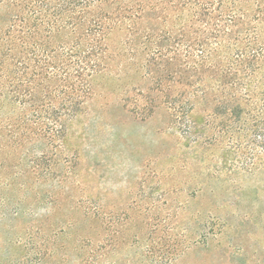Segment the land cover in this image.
<instances>
[{
    "label": "rangeland",
    "instance_id": "1",
    "mask_svg": "<svg viewBox=\"0 0 264 264\" xmlns=\"http://www.w3.org/2000/svg\"><path fill=\"white\" fill-rule=\"evenodd\" d=\"M23 2L0 0V264H264V0Z\"/></svg>",
    "mask_w": 264,
    "mask_h": 264
},
{
    "label": "trees",
    "instance_id": "2",
    "mask_svg": "<svg viewBox=\"0 0 264 264\" xmlns=\"http://www.w3.org/2000/svg\"><path fill=\"white\" fill-rule=\"evenodd\" d=\"M23 1H24L23 3L24 4H27V5H23V3H20V6H22V9L20 11L21 14H23L24 11L28 10L29 7L32 9V14H37V13H43V12L49 11L48 8H45V7L48 6V3H50V4L52 3L53 4V1L54 0H23ZM14 2H15V0H14ZM26 13H27V11H26ZM29 14H31V11L29 12ZM53 14H54V16H59L58 18H61L60 17V13H59L58 10L57 11H53ZM29 18H32V17H29ZM72 20H77V18L76 19L75 18H72ZM20 21H21V23L24 22L22 20H20ZM79 24L80 23H78V26H79ZM34 26L35 25L29 26L27 23H25L23 27H28V30L26 31L27 33L25 32L24 35L26 36L28 34V32L31 31L30 28H33ZM19 37H22V34L20 32H19ZM4 40H6V39L1 38V33H0V45L3 44ZM246 71H248V72L245 74V77H247V76L249 77V76H252L253 75L252 72L249 69H246ZM153 74H155V76H160V74L158 73V71H154ZM76 76H79V70H76ZM167 98H168V96L166 97V99ZM262 98H263L262 99V103L264 105V94H263V97ZM161 103L164 104L163 101H161ZM161 103H159V104H161ZM147 104L152 107L153 104H155V103H154V101L152 99L151 100L149 99L147 101ZM185 115H187V114H185ZM259 144H261V145H257L256 146V145L253 144L254 145V148H258L259 147L262 150H264V143H259Z\"/></svg>",
    "mask_w": 264,
    "mask_h": 264
}]
</instances>
